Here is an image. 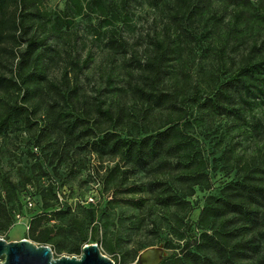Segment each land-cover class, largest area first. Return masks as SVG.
<instances>
[{
    "label": "trees",
    "instance_id": "16d2710c",
    "mask_svg": "<svg viewBox=\"0 0 264 264\" xmlns=\"http://www.w3.org/2000/svg\"><path fill=\"white\" fill-rule=\"evenodd\" d=\"M46 1L0 0V137L22 126L34 128L33 147L49 154L51 161L63 158V152L67 158L73 146L102 160H118L101 178L103 192L112 196L117 194V183L136 170L148 173L150 186L160 183L153 170L161 164L195 167L192 186L204 193L213 185L205 172L207 159L200 150H188L183 136L188 126L205 117L224 119L223 130L232 137L219 149L217 160L226 161L228 168L234 166L236 174L220 185L218 196L206 198L198 216L200 234L159 264H264V34L249 24L263 27L258 18L247 19L249 0H145L160 11L165 24L160 33L147 37L142 52L122 36L128 0H120V9L109 0V6L103 7L112 27L105 39L109 60L94 97L81 83L82 69L89 62L80 64L75 55H68L72 58L56 73L55 68L50 71V62L57 56L49 53L53 52L48 43L52 31L44 23ZM99 1L92 0L96 5ZM229 6L232 12L227 15ZM116 22L121 26L114 28ZM196 45L200 56L213 53L220 66L223 62L233 66L226 79L206 86L198 81L190 84L188 57ZM128 101L140 103L150 115L161 114L151 116L157 126L122 137L115 126L122 124ZM247 141L253 145L249 154L235 150ZM34 165L31 172L36 170ZM37 169L39 174L35 178L26 174L22 185L34 187L47 210L53 207L60 185L52 179L46 184L43 178L48 172L43 166ZM1 188L7 194L0 200V212L11 220L7 205L15 198L16 186L7 178ZM155 201L169 205L163 195ZM228 215L242 222V234L227 232L216 238L208 233L210 225ZM31 221L28 236L36 242L51 241L53 230L41 226L37 217ZM91 232L96 239V230Z\"/></svg>",
    "mask_w": 264,
    "mask_h": 264
},
{
    "label": "rangeland",
    "instance_id": "374dc122",
    "mask_svg": "<svg viewBox=\"0 0 264 264\" xmlns=\"http://www.w3.org/2000/svg\"><path fill=\"white\" fill-rule=\"evenodd\" d=\"M113 1L117 2L116 6L120 4V0ZM108 2L109 0H100L96 5L92 0H47L44 3L47 12L44 23L52 31V38L48 43L53 52L49 53L57 56L52 65L50 62V71L55 68L56 73L64 62L72 58L68 55H75L80 64L89 62L82 69L81 75V83L85 85L88 96L95 95L100 75L109 60L105 39L111 34L109 32L112 27L103 15V7L109 6ZM249 4L251 7L245 9L248 11L247 19L258 18L263 27L254 22L249 24H253L254 31L258 30L263 35L264 0H249ZM230 8H227V15L232 12ZM125 9L129 13L123 24L125 31L122 36L129 45L142 52L147 37L154 36V31L160 33L165 21L160 18V11L149 7L145 0H128ZM119 26L121 23L116 22L113 27ZM198 50L196 45L188 57L190 74L193 75L190 84L198 81L200 86H206L207 83L221 82L228 77L233 66L228 62H223L220 66L221 62L216 60L213 53H206L204 57L200 56L202 53ZM115 59L120 62L119 57ZM197 75L200 79H196ZM87 102L90 99L87 98ZM144 109L140 103L134 105L132 101H128L125 104L122 124L115 126L122 137L127 134L140 135L144 130L149 131L157 126L156 118L154 120L151 116L158 118L161 114L155 112L156 114L150 115ZM262 115L264 117V112ZM36 121L40 122L38 118ZM225 123L224 119L205 117L203 122L188 126L186 135L183 136L188 150H200L207 159L205 172L213 185L204 193L196 191L195 186H192L194 181L190 179L194 178L190 175H194L192 173L195 167L161 164L153 170L158 173L155 178L160 179V183H151L150 186L148 173L136 170L135 175H128L121 183H117V194L112 196L109 192H103L101 178L106 169L111 168L118 160H102L77 151L76 146H73L67 158H64L67 155L63 152V158L51 161L49 154H40L33 147L34 128L29 130L22 126L21 129L8 131L0 137V200L6 198L7 193L1 186L7 178L15 184L16 194L14 200L7 205L11 220L0 212V224L8 225L7 229L0 226V238L7 242L26 239L36 245L48 246L54 258H79L82 247L94 243L114 264H140L139 258L145 259V254L157 255L158 258V253L154 251L159 252L160 262L171 254H177L191 236L200 234L202 226L198 222V216L206 198L209 195L218 196L220 185L232 180L236 174L234 166L228 168L226 161L217 160L219 149L223 150L228 145V138L232 137L231 133L227 137L223 130ZM65 148L67 150L68 147ZM252 148L253 145L247 141L241 142L235 150L249 154ZM50 162L52 163L49 165ZM33 164L37 171L31 172ZM37 166H43L48 172V176L43 178L46 184L52 179L60 185L56 199L51 201L53 207L47 210L42 208L39 192L34 187L22 185L26 174L34 178L39 174ZM53 166H59L56 172L52 171ZM158 185L160 187L157 188ZM126 191L136 193L128 194ZM157 195L167 197L169 205L157 204ZM89 198L93 201L89 202ZM29 201L32 202L31 207L28 206ZM88 210H93V214ZM36 217L41 226L53 230L51 241L36 242L28 236L29 231L25 226L30 227L33 222L31 220ZM210 226L208 233L213 232L216 238L227 232L242 234V222L232 215L218 219ZM91 230H96V239H93ZM169 262L166 264H170Z\"/></svg>",
    "mask_w": 264,
    "mask_h": 264
},
{
    "label": "water",
    "instance_id": "95a60500",
    "mask_svg": "<svg viewBox=\"0 0 264 264\" xmlns=\"http://www.w3.org/2000/svg\"><path fill=\"white\" fill-rule=\"evenodd\" d=\"M141 257L139 263L142 264ZM160 258L155 264H159ZM0 264H114L104 256L96 244H86L77 257L54 258L50 247L36 245L29 240L5 241L0 238Z\"/></svg>",
    "mask_w": 264,
    "mask_h": 264
},
{
    "label": "bare ground",
    "instance_id": "6f19581e",
    "mask_svg": "<svg viewBox=\"0 0 264 264\" xmlns=\"http://www.w3.org/2000/svg\"><path fill=\"white\" fill-rule=\"evenodd\" d=\"M154 252H156V253H158V258H156L157 257V255H151V256H149L148 254H145L144 256H145V259H144V257H142L141 259H142V263H146V264H155L157 261H158V259H159V252L158 251H154Z\"/></svg>",
    "mask_w": 264,
    "mask_h": 264
},
{
    "label": "built area",
    "instance_id": "2783aa9c",
    "mask_svg": "<svg viewBox=\"0 0 264 264\" xmlns=\"http://www.w3.org/2000/svg\"><path fill=\"white\" fill-rule=\"evenodd\" d=\"M88 201H89V202H92L93 199H92V198H89ZM28 206H29V207L32 206V202H31V201L28 202ZM25 229L28 230V226H25Z\"/></svg>",
    "mask_w": 264,
    "mask_h": 264
}]
</instances>
